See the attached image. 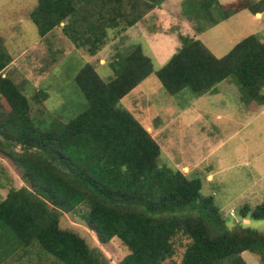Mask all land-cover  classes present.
Wrapping results in <instances>:
<instances>
[{"label": "trees", "instance_id": "obj_1", "mask_svg": "<svg viewBox=\"0 0 264 264\" xmlns=\"http://www.w3.org/2000/svg\"><path fill=\"white\" fill-rule=\"evenodd\" d=\"M165 1L37 0L30 18L42 40L61 28L75 49L94 57ZM244 10L262 14L264 0L182 2L197 35ZM178 38L181 47L157 71L141 46L113 56L109 80L86 63L74 76L85 110L50 122L45 84L31 95L25 91L28 81L21 85L7 71L14 58L0 37V156L25 183L12 184L0 201L7 253L27 249L29 256L40 259L45 252L59 264H109L101 249L61 227L64 214L84 206L86 224L101 244L118 239L127 247L120 264H247L244 252L264 264V232L230 228L215 197L203 194L201 179L161 164L159 143L121 103L155 74L170 96L190 90L201 98L229 82L238 85L246 107L262 106L264 41L250 35L218 58L200 39ZM239 213L264 220V197Z\"/></svg>", "mask_w": 264, "mask_h": 264}, {"label": "rangeland", "instance_id": "obj_2", "mask_svg": "<svg viewBox=\"0 0 264 264\" xmlns=\"http://www.w3.org/2000/svg\"><path fill=\"white\" fill-rule=\"evenodd\" d=\"M183 1L166 0L160 8L147 14L144 17L145 27H148L146 32L157 34L158 39L163 35H172L178 40L180 34L193 38L198 36L218 58L225 56L250 35L264 41V12L262 17L257 18L248 10L241 11L197 35L193 24L182 14ZM234 1L237 0H219L221 4ZM36 6L37 0H0V37L8 53L16 59L7 71H12L21 85L28 81L24 89L29 95L39 90L40 74L50 73L43 85L48 93L44 107L49 111L50 122L57 119L68 121L85 110L86 102L75 85L74 76L86 63L92 64L103 79L109 80L113 77L110 68L113 56L141 46L144 53L152 58L155 71L163 66L151 53L153 50L150 51V45L142 34L143 26L135 25L118 35L94 57L75 49L61 28L56 29L49 40H42L30 18ZM162 47L164 44H161L160 51ZM50 63L56 65L48 66ZM216 90L215 94H206L201 98H195L190 90L170 96L156 75L152 74L121 103L159 143L161 164L180 170L188 177L201 179L203 194L215 197V204L230 228L241 225L264 232V220L253 219L250 214L242 217L239 213L247 204L243 194L255 191L252 183L259 176L264 178V105L246 107L240 100L236 83L222 82ZM193 103L194 111L189 108ZM2 166L10 171L16 187L25 184L18 168L15 169L10 160L0 156ZM256 204L252 202L250 205ZM86 214L84 206L76 212L64 214L61 227L79 234L91 248L101 249L109 264H120L129 254L127 247L118 239L101 244L88 228ZM0 231L4 235L9 233L1 224ZM22 250L20 253L27 254V249ZM241 256L247 264H261L258 256L250 252ZM21 264L59 262L41 252L40 259L28 254Z\"/></svg>", "mask_w": 264, "mask_h": 264}, {"label": "crops", "instance_id": "obj_3", "mask_svg": "<svg viewBox=\"0 0 264 264\" xmlns=\"http://www.w3.org/2000/svg\"><path fill=\"white\" fill-rule=\"evenodd\" d=\"M262 14H257L256 17L260 18V17H262ZM144 20L145 19L143 18V20L140 21L136 26H143V31H142L143 33L142 34L147 39V43L150 45L149 46L150 51L153 50V52H151V53L153 54L156 61L160 60V62L163 63V65H165L167 63V61L170 59V57L181 47V43L177 38H175L172 35H163L160 37L161 39H158L157 34H151L150 31L147 33L146 31H147L148 27H145L146 22ZM195 38L198 39V36ZM161 44L162 45L164 44V47H162V49H163L162 51H160L161 50ZM159 47H160V49H159ZM15 61H16V59H14L12 63H16ZM101 66H103V65H101ZM49 75H50V73L40 74V76H39V78H40L39 87L46 82ZM194 103L192 104V106H189V108L192 111H194V107H193ZM262 180H264V178L259 176L258 179H256L251 185L256 190L253 192L251 191V192L243 194V198L245 199V201H247V204H251L252 202H257L259 204L262 201V199L264 197V192H263L264 191V181H262ZM13 181H15V179L12 176V174L10 173V171L4 166L0 167V189H1L0 199L1 200H3L6 197L7 192H8L7 188H8V186H11L13 184ZM9 247H10L9 241L6 239L0 238V264H21V261L23 260V258L28 256L27 254L24 255L20 252L9 254L6 252L7 249L8 250L10 249Z\"/></svg>", "mask_w": 264, "mask_h": 264}]
</instances>
